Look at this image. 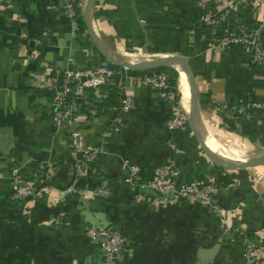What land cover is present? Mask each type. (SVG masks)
Segmentation results:
<instances>
[{
	"label": "crops",
	"instance_id": "1",
	"mask_svg": "<svg viewBox=\"0 0 264 264\" xmlns=\"http://www.w3.org/2000/svg\"><path fill=\"white\" fill-rule=\"evenodd\" d=\"M65 3L0 4V264H101L102 248L86 236L87 225L120 233L124 243L117 264H246L241 235L222 234L219 216L208 205L194 200L155 204L141 185L165 164L176 166L178 184L209 180L217 185L214 199L226 209L232 228L253 239L264 227L258 166L218 167L188 122L168 130L175 105L188 114L182 108L186 75L171 65L151 68L171 71L170 79L177 72L173 99L160 98L142 80L151 69L123 67L101 54L82 12L80 33L72 36ZM228 3L230 32L247 31L264 18L263 5L226 0L220 6ZM213 10L198 0H96L92 26L119 53L186 58L197 84L202 127L264 153L263 72L248 50L213 45L215 35L203 20ZM69 37L88 51L89 68L109 64L113 70L110 82L88 90L78 113L76 128L88 143L102 147L87 175L73 167L80 154L71 145L70 126L56 127L49 107L53 87L61 82L62 49ZM125 96L132 99L127 111L121 107ZM14 170L28 180L50 173L49 191L12 197Z\"/></svg>",
	"mask_w": 264,
	"mask_h": 264
},
{
	"label": "built area",
	"instance_id": "2",
	"mask_svg": "<svg viewBox=\"0 0 264 264\" xmlns=\"http://www.w3.org/2000/svg\"><path fill=\"white\" fill-rule=\"evenodd\" d=\"M8 0H0L3 4ZM226 0H198L202 6L212 7L214 10L207 14L203 20L213 32V45L230 49L238 46L248 50L256 63L262 70L264 76V18L247 31H228L227 6H220ZM250 6H264V0H247ZM83 5L80 1L66 0L64 11L71 25V34L76 37L80 33L79 18ZM223 28L221 34L218 29ZM113 70L109 64H102L96 68L86 67L83 71L73 72L62 68L61 82L53 87V97L49 104L51 120L56 127L68 124L70 126V141L80 157L73 167L75 170L87 175L94 163L102 154L100 144H90L84 135L76 128L78 123V105L82 98L87 96L89 89L102 86L112 79ZM142 80L150 85L160 98L173 99L171 81L168 73L162 69H151L147 71ZM70 93H72L70 95ZM122 110L127 111L132 107V99L129 96L121 98ZM243 110L239 109L238 114ZM187 124V116L180 107L175 105L170 117L166 121L168 130L184 128ZM133 174L137 176L136 168ZM179 171L172 164L159 166L152 178L141 185L143 190L148 191L155 204H167L182 200H194L208 205L218 216L222 234L228 236L232 231L241 235L244 246V259L246 264H264V227L255 232L253 239H249L245 231L239 232L232 228L227 218V211L214 199L216 187L213 182L204 179H196L190 182L178 184ZM50 173L45 172L38 179L28 180L19 172L14 170L10 176V194L14 198L24 199L29 196L39 197L49 191L48 180ZM103 192V187L97 190ZM85 234L91 240L98 242L102 248L101 264H117L118 257L123 249L124 239L120 233L109 226L87 225Z\"/></svg>",
	"mask_w": 264,
	"mask_h": 264
},
{
	"label": "water",
	"instance_id": "3",
	"mask_svg": "<svg viewBox=\"0 0 264 264\" xmlns=\"http://www.w3.org/2000/svg\"><path fill=\"white\" fill-rule=\"evenodd\" d=\"M96 0H86L84 8L82 9V15L84 23L87 27L88 33L94 45L110 62H115L123 67H128L136 70L151 69L160 66H178L188 77V84L190 87V109L188 111V124L195 134L196 139L199 142L200 148L206 154V156L218 167L235 169L264 165V153L261 158H255L252 160H231L221 158L216 152L211 150L206 141L197 129V124L200 121L199 116V102H198V89L194 75L192 74L188 61L186 58L177 55L154 57L155 60L133 59L123 56L116 50L107 46L96 34L92 26V16L94 13ZM63 61L61 66L64 69L71 70L73 72L83 71L88 67V51L84 48L80 41H71V37L65 43L62 49ZM72 93H70L71 95Z\"/></svg>",
	"mask_w": 264,
	"mask_h": 264
},
{
	"label": "bare ground",
	"instance_id": "4",
	"mask_svg": "<svg viewBox=\"0 0 264 264\" xmlns=\"http://www.w3.org/2000/svg\"><path fill=\"white\" fill-rule=\"evenodd\" d=\"M85 2H86V0H82L83 8H84V5H85ZM120 54H122L125 57L130 58L131 60H133V59H144V60H150V61L155 60L154 57L145 56V55L136 56V55L131 54V53H122V52H120ZM176 68H177L178 71H180V73L186 75L184 73V71L181 70L180 67H178L177 65H176ZM186 78H187V82H188L187 75H186ZM182 108L184 110H186V111H189V109H190V87H189V84L187 85V91H186L185 100H184ZM197 129H198V131L200 132V134L202 135V137L204 138V140L206 141L207 145L209 146V148L211 150H213L217 154L219 152V153L227 155V156H223V155L218 154L221 158H226V159H231V160H240L241 161V160H252V159H255V158H261L262 157V153H260V152L259 153H255V152L249 151L246 148V144H244L242 142L229 140V139L223 138V137H221L219 135H216V134L206 130L205 128L202 127V123L200 121L197 124ZM212 144L217 146V147H219V148H221V149L232 151L235 154L223 153L220 150H218L216 147H214Z\"/></svg>",
	"mask_w": 264,
	"mask_h": 264
},
{
	"label": "rangeland",
	"instance_id": "5",
	"mask_svg": "<svg viewBox=\"0 0 264 264\" xmlns=\"http://www.w3.org/2000/svg\"><path fill=\"white\" fill-rule=\"evenodd\" d=\"M80 2H82V0H80ZM175 68H176V66H175ZM162 70H164V69H162ZM176 70H177V68H176ZM166 71V70H165ZM178 71V70H177ZM167 72V71H166ZM168 73V72H167ZM176 74H177V72L176 71H174V75H173V77H172V79H170V81H171V83H175L176 82ZM168 75H169V73H168ZM175 77V78H174ZM178 81H179V73H178V79H177ZM173 81V82H172ZM179 87V86H178ZM178 94H179V90H178ZM187 119H188V114H187ZM187 122H188V120H187ZM217 132H223V133H228V134H231V133H229V132H226L225 130H221V129H219ZM231 135H233V134H231ZM255 153H259V152H255ZM256 169L257 170H260L261 172H260V174H261V179H259V182H258V184H259V189L260 190H262V191H264V166H258V167H256ZM256 180V179H255Z\"/></svg>",
	"mask_w": 264,
	"mask_h": 264
},
{
	"label": "trees",
	"instance_id": "6",
	"mask_svg": "<svg viewBox=\"0 0 264 264\" xmlns=\"http://www.w3.org/2000/svg\"><path fill=\"white\" fill-rule=\"evenodd\" d=\"M166 69H167V67H165ZM168 73L169 72H171V71H167ZM109 90H108V92H112V91H114L115 90V86L114 85H110V87L108 88ZM99 103H100V101H99ZM82 105V106H81ZM83 104H81V103H79V105H78V108L80 109V108H83ZM236 169H238V168H236ZM233 170H235V169H233Z\"/></svg>",
	"mask_w": 264,
	"mask_h": 264
}]
</instances>
